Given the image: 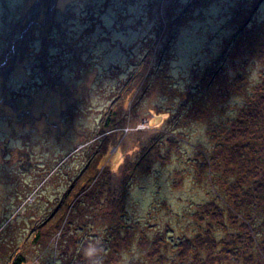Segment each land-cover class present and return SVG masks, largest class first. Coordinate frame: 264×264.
<instances>
[{
  "label": "rangeland",
  "instance_id": "1",
  "mask_svg": "<svg viewBox=\"0 0 264 264\" xmlns=\"http://www.w3.org/2000/svg\"><path fill=\"white\" fill-rule=\"evenodd\" d=\"M255 4L249 21H264V0H0V264H11L18 256L22 264H71L79 252L69 247L73 227L87 223L78 217L83 204L76 209L74 203L85 195L91 174L103 167L111 171L106 175L111 192L120 193L125 160L133 155L130 161H135L147 149L144 143L159 134H173L169 129L175 121L170 125L157 109L170 111L181 99L167 102L160 90L139 106L148 123L132 126L138 124L141 133L124 128L101 134L106 110L116 114L122 107L128 112L132 94H143L150 53L143 44L154 47L153 63L169 48L167 76L184 91L196 84L194 71L219 56L225 39ZM169 21L174 26L168 40L156 31ZM240 98L232 94L229 103L220 104L213 113L217 120ZM183 133L193 141L203 139L204 151L211 150L205 131ZM140 144L145 147L137 154ZM192 149L184 157L192 161L178 176L175 163H156L130 189L142 191L143 204L135 214L143 228L155 231L168 224L177 237L192 230L190 215L209 193L205 183H197L199 167L193 160L200 150L195 144ZM62 199L63 211L58 213ZM98 208H91L90 215H105ZM95 226L91 234H101L103 224L97 222L96 231ZM38 233L39 241L32 242ZM88 237L85 233L80 242ZM139 249L132 245L120 264L137 259ZM139 261L147 264L145 257Z\"/></svg>",
  "mask_w": 264,
  "mask_h": 264
},
{
  "label": "trees",
  "instance_id": "2",
  "mask_svg": "<svg viewBox=\"0 0 264 264\" xmlns=\"http://www.w3.org/2000/svg\"><path fill=\"white\" fill-rule=\"evenodd\" d=\"M256 4L249 7L240 26H235V32L225 39L219 56L202 71H194L193 82L196 84L184 91H180L172 77L167 76L169 48L163 49L156 58L157 62L153 63L154 47H148L149 42L143 44L150 52L145 58L147 73L143 94H132L128 112H123L122 107L116 114L106 110L101 134L112 131L114 135L124 128L141 133L138 124L132 125L144 120L139 106L156 90L166 95L167 102L181 99L170 111L165 112L161 107L157 109L160 117L167 115V123L171 125L175 121L173 128L169 129L173 134H168L169 137L165 133L159 134L151 142L144 143L147 149L135 161H130L133 155L125 160L120 169L121 174L126 173L120 193L113 192V189L111 192V180L106 176L111 171L106 168L90 175L89 184L84 187L87 188L85 195L74 203L76 209L78 204H83L78 217L87 223L73 227L69 247L79 252L71 259V264H120L123 254L128 253L134 244L140 248L139 255L127 264H143L139 261L141 256L145 257L147 264H264V21H249ZM246 16L249 17L245 19ZM172 23H165L162 31L159 27L156 33L169 40L171 36L167 34L173 35ZM90 30L86 32L90 34ZM239 55L241 61L237 59ZM150 64L155 67L151 68ZM232 94L242 99L229 111L225 108L226 117L217 120L213 113L219 112L220 104L229 103ZM143 122L144 126L148 123ZM185 130L190 135L194 130L195 133L205 131L212 144L211 150L204 151L201 138L195 141L189 136L186 138ZM194 144L200 150L198 158L193 160L196 168L199 167L196 170L197 183H205L209 193L203 206L195 215H190L194 222L192 230L177 237L176 233L169 232L172 229L168 224L155 231L149 226L143 228L135 214V209L142 203V191L130 189L140 177L149 175L151 166L156 163L162 167L175 163L179 166L178 176L180 168L192 161L184 160V157L186 152L189 155L191 148L194 151ZM144 147L140 144L137 154ZM164 176L162 173L161 177ZM95 192L97 195L93 194ZM164 192L165 198L173 200L170 193ZM98 205L105 215H94L95 212L90 215L91 208H98ZM97 222L103 224L102 231L93 235L90 228L96 225V231ZM85 233L89 237L84 243L80 242ZM40 236L42 234L38 233L32 242L39 241ZM92 236L101 237V240H93ZM58 254H54L56 259ZM22 263L23 259L18 256L11 264Z\"/></svg>",
  "mask_w": 264,
  "mask_h": 264
},
{
  "label": "flooded vegetation",
  "instance_id": "3",
  "mask_svg": "<svg viewBox=\"0 0 264 264\" xmlns=\"http://www.w3.org/2000/svg\"><path fill=\"white\" fill-rule=\"evenodd\" d=\"M64 194V193H63ZM64 196H65V194H64ZM63 207H64V199H62V201H61V204H59L58 205V207H57V211H58V213L60 212V211H63ZM60 215H58V217H59ZM60 218V217H59Z\"/></svg>",
  "mask_w": 264,
  "mask_h": 264
}]
</instances>
